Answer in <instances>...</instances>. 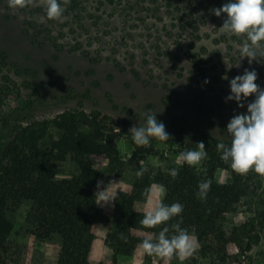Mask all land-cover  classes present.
Returning a JSON list of instances; mask_svg holds the SVG:
<instances>
[{
	"label": "rangeland",
	"instance_id": "obj_1",
	"mask_svg": "<svg viewBox=\"0 0 264 264\" xmlns=\"http://www.w3.org/2000/svg\"><path fill=\"white\" fill-rule=\"evenodd\" d=\"M228 2L69 0L63 4L61 0L62 18L48 20L39 0L18 10L0 0V153L16 127L52 121L65 112L99 113L123 132L120 155L133 160L123 178H101V190L115 181L118 184L111 190L117 192L130 188L137 165L154 170L180 165L176 161L181 142L202 141L215 149L220 142L230 145L228 122L234 115L247 114L248 103L255 99L243 101V108L227 100L230 81L245 69L255 70L256 83L264 89V60L249 64L237 47L242 40L219 30L226 15L217 17L212 10ZM147 113L157 114L170 140L152 139L145 147L132 142L129 129L143 126ZM94 165L103 170L107 162L96 159ZM69 167L66 163L60 171L69 172ZM216 179L229 183L232 173L219 169ZM246 179L249 196L229 218L227 229L253 221L255 212L262 211L264 179L255 173ZM152 199L155 202L156 197ZM147 203H136L135 210ZM112 206L100 207L111 210ZM24 217L22 211L12 236L15 249L28 247L23 263L56 264L46 243L21 230ZM107 233V227L99 226L95 242L101 255L105 250L111 255L98 263L91 259L93 264L113 257ZM252 237V241L229 244L226 262L218 255L203 256L198 248L193 258L183 262L134 256L119 257L118 264H236L239 255L246 253V264H264V227L256 225Z\"/></svg>",
	"mask_w": 264,
	"mask_h": 264
},
{
	"label": "trees",
	"instance_id": "obj_2",
	"mask_svg": "<svg viewBox=\"0 0 264 264\" xmlns=\"http://www.w3.org/2000/svg\"><path fill=\"white\" fill-rule=\"evenodd\" d=\"M123 137L114 121L99 113L65 112L52 121L14 129L0 153V264H24L23 255L29 254L26 245H16L15 249L12 243L22 211L25 223L21 230L35 241L46 243L56 264H93L91 253L99 226L107 227L106 244L113 251L109 262L99 264H118L119 257H155L144 254L138 245L148 234H158L180 217L153 229L140 224L144 213L136 211L135 204L147 202L143 192L153 184L166 187L164 203L183 205L181 227L196 237L203 256L218 255L226 262L229 244L246 238L252 241L256 225L264 227V202L253 221L225 227L249 196V186L246 177L235 174L214 147H205L208 156L200 167L186 163L156 170L145 167L143 177L137 178L136 172L142 167L137 165L130 188L117 191L112 209L100 207L94 197L97 182L101 178H123L133 163L120 155L118 144ZM185 144H179L181 152L197 148L194 142ZM96 159L107 162L103 170L95 168ZM66 163L70 164L69 172L60 171ZM172 168L179 170L175 180L168 174ZM219 169L231 172L232 181L219 183ZM204 180L212 183L206 200H201L196 193ZM248 245L250 248L251 242Z\"/></svg>",
	"mask_w": 264,
	"mask_h": 264
},
{
	"label": "clouds",
	"instance_id": "obj_3",
	"mask_svg": "<svg viewBox=\"0 0 264 264\" xmlns=\"http://www.w3.org/2000/svg\"><path fill=\"white\" fill-rule=\"evenodd\" d=\"M10 9H25L36 3V0H7ZM69 0H63L67 4ZM44 8L48 20L62 18L64 8L61 0H39ZM214 15L220 17L226 15L219 30L242 40L237 47L241 58H248L249 64L253 61L264 60V0H230L222 7L212 10ZM207 58V57H206ZM239 67V64L237 65ZM227 79V76L223 77ZM258 74L255 70L245 69L243 75H237L230 81L231 94L227 100H234L238 107L243 108L249 97L254 96L253 102L247 105V114L234 115L227 124L226 131L231 137L230 145L220 142L216 150L220 153V159L229 164L232 171L242 177L249 173H255L264 179V89L256 83ZM207 83V81H205ZM132 142L137 147L149 146L152 139L159 142L170 140L163 122L157 120V114L147 113L143 126H133L129 129ZM197 148L186 149L177 157V164L186 163L190 167H197L207 159L208 153L205 144L198 142ZM142 163V162H141ZM146 168L141 167L136 172L137 178H142ZM168 174L175 180L179 175L178 168L168 170ZM211 180H204L198 184L197 198L206 200L211 188ZM103 181L97 182V204L100 206L113 205L118 193L111 190L118 184L110 181L101 190ZM167 189L162 184H153L146 188L143 195L150 207L144 213L140 224L146 229L158 228L168 225L174 218L180 219L169 226L162 227L158 234H148L138 247L147 256L159 257L162 260L178 258L181 262L193 258L199 248L196 237L182 228L183 205L164 203ZM156 197L153 202V197ZM170 231L173 233L169 235ZM121 239L126 238L121 234Z\"/></svg>",
	"mask_w": 264,
	"mask_h": 264
},
{
	"label": "crops",
	"instance_id": "obj_4",
	"mask_svg": "<svg viewBox=\"0 0 264 264\" xmlns=\"http://www.w3.org/2000/svg\"><path fill=\"white\" fill-rule=\"evenodd\" d=\"M144 209L142 210H138L137 209V206H136V209L140 212H146L148 210V208L150 207V205L147 203V205H144ZM111 255V251L110 250H105L103 252V255L100 254L99 252V248L97 246V241L95 242L94 244V247H93V251H92V261L95 262V263H98L102 260H106V258H108L109 256Z\"/></svg>",
	"mask_w": 264,
	"mask_h": 264
},
{
	"label": "built area",
	"instance_id": "obj_5",
	"mask_svg": "<svg viewBox=\"0 0 264 264\" xmlns=\"http://www.w3.org/2000/svg\"><path fill=\"white\" fill-rule=\"evenodd\" d=\"M215 258H217V257H215ZM248 258H249L248 253L241 254V255H239V259H238L239 262L236 264H246V262L248 261ZM228 264H233V263L228 262Z\"/></svg>",
	"mask_w": 264,
	"mask_h": 264
}]
</instances>
